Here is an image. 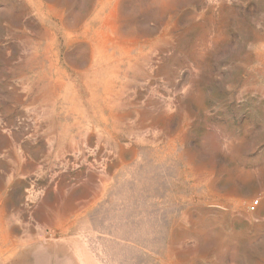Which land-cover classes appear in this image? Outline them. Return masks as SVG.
Returning a JSON list of instances; mask_svg holds the SVG:
<instances>
[{"label":"rangeland","instance_id":"374dc122","mask_svg":"<svg viewBox=\"0 0 264 264\" xmlns=\"http://www.w3.org/2000/svg\"><path fill=\"white\" fill-rule=\"evenodd\" d=\"M0 264H264V0H0Z\"/></svg>","mask_w":264,"mask_h":264},{"label":"built area","instance_id":"2783aa9c","mask_svg":"<svg viewBox=\"0 0 264 264\" xmlns=\"http://www.w3.org/2000/svg\"><path fill=\"white\" fill-rule=\"evenodd\" d=\"M257 204H258V200H252L250 203H249V209L250 210H254L256 207H257Z\"/></svg>","mask_w":264,"mask_h":264}]
</instances>
